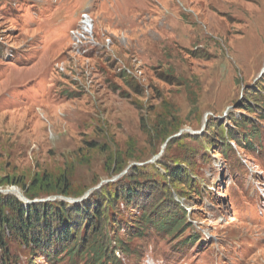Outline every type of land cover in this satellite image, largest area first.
<instances>
[{
  "label": "rangeland",
  "instance_id": "obj_1",
  "mask_svg": "<svg viewBox=\"0 0 264 264\" xmlns=\"http://www.w3.org/2000/svg\"><path fill=\"white\" fill-rule=\"evenodd\" d=\"M84 11L98 47L78 53L69 31ZM249 91L264 98V0H0V182L18 184L3 191L65 179L69 197L37 202L92 206L132 166L160 186L166 166L192 180L186 196L171 188L188 225L142 236L138 206L116 201L104 231L113 264H264V120L240 110ZM174 111L182 127L166 148L150 131ZM231 119L260 130L255 148L231 140L244 133ZM10 239L12 264H52Z\"/></svg>",
  "mask_w": 264,
  "mask_h": 264
},
{
  "label": "trees",
  "instance_id": "obj_2",
  "mask_svg": "<svg viewBox=\"0 0 264 264\" xmlns=\"http://www.w3.org/2000/svg\"><path fill=\"white\" fill-rule=\"evenodd\" d=\"M123 80L129 88L139 91L136 83L134 84V79L129 75H125ZM78 94L73 92L69 97L78 96L76 98H79L82 93ZM244 98L249 106H251L250 104L253 106L251 109L247 107L248 105H240V110L246 111L247 114H256L258 120H264V115L258 111H264V98L260 99L254 91L247 92ZM172 113L173 116H161L160 121L150 131L151 136L166 144V148L176 141L174 135L179 133L182 127L174 115L175 111ZM233 120L231 119L236 130H244V133L241 140L233 137V134L230 135L231 140L238 144L243 142L244 144L239 146H242L240 149L244 151L255 148L253 143L255 139L260 140V130L251 125L248 120ZM210 131L213 135L225 133L217 125H210L208 132ZM219 137L222 138L225 151L230 149L231 144L226 142L224 135H219ZM225 153H223L224 156H226ZM122 159V155L116 154L113 160L115 166L119 165V174L126 169V167H121L122 164H125ZM156 165L161 166L158 159ZM162 168L166 171V176L163 177L164 183L160 186L148 175L143 176L144 181L137 182L133 176L135 172L141 170L132 166L128 170L130 175L126 173L118 183V185L124 183L125 186L120 190L116 188L113 193L107 187L102 186L89 197V200H93L94 197L98 198L93 204L91 203L92 206H89L87 201L71 205L58 200L56 202H37V199L43 200L55 196L69 197L70 186L65 179L63 182L59 180L60 183L57 181L51 186V182H46L41 185H33L30 190L24 189L23 195L32 202L29 205H24L23 201L11 194L0 192V264H12L13 262L11 252L9 253L8 250L9 238L27 246L33 253L34 251L40 253L46 259L53 257V260H49L52 264L63 262L66 258L72 261L77 257L86 263L105 264L107 262V264H113V259L109 257L110 243L104 235V231L108 226L107 212L120 199L124 200L127 205L133 203L134 206H138L140 216L132 220L138 234L147 236L150 227L161 235L172 236L179 233L188 225V213L175 202L171 188L172 186L177 188L179 194L186 196L189 194L188 191L193 192L192 180L188 179L189 175L180 170L174 171L166 166ZM133 172L134 174H132ZM11 185L18 184L0 182V189L4 190V187ZM101 201L103 204L100 203ZM145 228L146 233H144ZM189 238L196 239L195 236ZM36 262L38 261L30 262V264H37Z\"/></svg>",
  "mask_w": 264,
  "mask_h": 264
},
{
  "label": "bare ground",
  "instance_id": "obj_3",
  "mask_svg": "<svg viewBox=\"0 0 264 264\" xmlns=\"http://www.w3.org/2000/svg\"><path fill=\"white\" fill-rule=\"evenodd\" d=\"M89 22H90V20L85 16V18L83 19L82 24H81V31L76 32L75 33V37L78 38V36H79V34L81 32H86V34H87V37L86 38H83L84 40H86L88 37H90V34H91V26H89ZM89 31H90V33H89ZM14 192L15 193H18L17 191H14ZM18 195H20V193H18Z\"/></svg>",
  "mask_w": 264,
  "mask_h": 264
},
{
  "label": "water",
  "instance_id": "obj_4",
  "mask_svg": "<svg viewBox=\"0 0 264 264\" xmlns=\"http://www.w3.org/2000/svg\"><path fill=\"white\" fill-rule=\"evenodd\" d=\"M20 197H21L22 199H24V201H26L27 203H29V200H27L22 194H20Z\"/></svg>",
  "mask_w": 264,
  "mask_h": 264
}]
</instances>
